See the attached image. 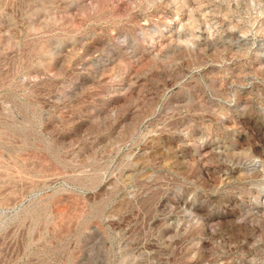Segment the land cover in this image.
Returning <instances> with one entry per match:
<instances>
[{
	"label": "rangeland",
	"instance_id": "374dc122",
	"mask_svg": "<svg viewBox=\"0 0 264 264\" xmlns=\"http://www.w3.org/2000/svg\"><path fill=\"white\" fill-rule=\"evenodd\" d=\"M0 264H264V0H0Z\"/></svg>",
	"mask_w": 264,
	"mask_h": 264
}]
</instances>
